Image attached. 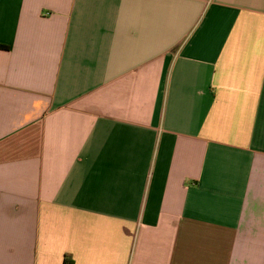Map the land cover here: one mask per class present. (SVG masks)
<instances>
[{
	"label": "crops",
	"instance_id": "1",
	"mask_svg": "<svg viewBox=\"0 0 264 264\" xmlns=\"http://www.w3.org/2000/svg\"><path fill=\"white\" fill-rule=\"evenodd\" d=\"M0 264H264V0H0Z\"/></svg>",
	"mask_w": 264,
	"mask_h": 264
}]
</instances>
